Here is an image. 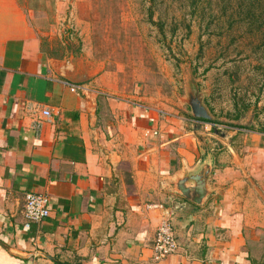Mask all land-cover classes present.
<instances>
[{
    "label": "crops",
    "instance_id": "crops-1",
    "mask_svg": "<svg viewBox=\"0 0 264 264\" xmlns=\"http://www.w3.org/2000/svg\"><path fill=\"white\" fill-rule=\"evenodd\" d=\"M21 1L0 0V264H264V132L60 77ZM205 167L202 205L171 188ZM28 194L50 201L30 228ZM151 205L178 244L161 261Z\"/></svg>",
    "mask_w": 264,
    "mask_h": 264
},
{
    "label": "rangeland",
    "instance_id": "rangeland-1",
    "mask_svg": "<svg viewBox=\"0 0 264 264\" xmlns=\"http://www.w3.org/2000/svg\"><path fill=\"white\" fill-rule=\"evenodd\" d=\"M21 2L50 47L90 66L95 88L104 83L112 96L190 114L184 103L194 83L212 116L210 133L264 132L263 37L241 25L235 0H196L193 17L190 0Z\"/></svg>",
    "mask_w": 264,
    "mask_h": 264
},
{
    "label": "water",
    "instance_id": "water-1",
    "mask_svg": "<svg viewBox=\"0 0 264 264\" xmlns=\"http://www.w3.org/2000/svg\"><path fill=\"white\" fill-rule=\"evenodd\" d=\"M56 73L74 84L87 83L95 76L88 64L83 65L73 59L61 63ZM187 96L184 104L189 106L192 117L196 120L212 122V116L204 105L205 95L199 92L196 84L192 83L188 86ZM210 171L209 167H205L198 174L173 183L171 188L188 199H192L196 205H202L208 195L207 182ZM191 182L192 185H190Z\"/></svg>",
    "mask_w": 264,
    "mask_h": 264
},
{
    "label": "built area",
    "instance_id": "built-area-1",
    "mask_svg": "<svg viewBox=\"0 0 264 264\" xmlns=\"http://www.w3.org/2000/svg\"><path fill=\"white\" fill-rule=\"evenodd\" d=\"M73 93H84L86 89L82 86L68 84ZM45 118H50V111L43 112ZM149 209L163 212L160 225L158 226L153 253L155 261H161L172 256L178 251V244L171 226L170 215H168L162 205H151ZM50 216V201L48 197L37 194H28L25 196L24 218L26 227L30 228L31 224H39Z\"/></svg>",
    "mask_w": 264,
    "mask_h": 264
},
{
    "label": "trees",
    "instance_id": "trees-1",
    "mask_svg": "<svg viewBox=\"0 0 264 264\" xmlns=\"http://www.w3.org/2000/svg\"><path fill=\"white\" fill-rule=\"evenodd\" d=\"M159 0H152V3L157 5ZM236 12L239 16L241 25H245L249 30L262 34L264 42V0H235ZM190 7L192 8V17L198 12L199 4L196 0H190ZM204 14L201 11L200 17ZM160 27V31L164 32V24L156 23ZM238 118V117H237ZM205 122V121H204ZM210 123V122H207Z\"/></svg>",
    "mask_w": 264,
    "mask_h": 264
}]
</instances>
